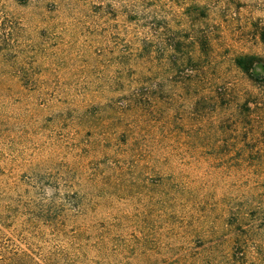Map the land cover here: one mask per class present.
<instances>
[{"label":"rangeland","instance_id":"rangeland-1","mask_svg":"<svg viewBox=\"0 0 264 264\" xmlns=\"http://www.w3.org/2000/svg\"><path fill=\"white\" fill-rule=\"evenodd\" d=\"M264 0H0V264H264Z\"/></svg>","mask_w":264,"mask_h":264},{"label":"trees","instance_id":"trees-1","mask_svg":"<svg viewBox=\"0 0 264 264\" xmlns=\"http://www.w3.org/2000/svg\"><path fill=\"white\" fill-rule=\"evenodd\" d=\"M260 40L264 43V26L259 30ZM235 64L246 74L253 78L255 76V67L262 66L264 68V57L254 54H243L235 58Z\"/></svg>","mask_w":264,"mask_h":264}]
</instances>
